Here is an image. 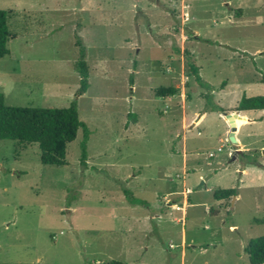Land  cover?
Returning a JSON list of instances; mask_svg holds the SVG:
<instances>
[{
	"label": "rangeland",
	"instance_id": "rangeland-1",
	"mask_svg": "<svg viewBox=\"0 0 264 264\" xmlns=\"http://www.w3.org/2000/svg\"><path fill=\"white\" fill-rule=\"evenodd\" d=\"M0 10L13 36L0 58L6 105L76 101L90 130L86 165L82 129L62 166L43 164L36 143L0 140V264H251L244 248L264 236V110L235 118L250 123L236 145L213 105L239 113L243 94L264 95V0H0ZM76 34L90 71L81 96ZM226 188L238 195L216 200Z\"/></svg>",
	"mask_w": 264,
	"mask_h": 264
},
{
	"label": "trees",
	"instance_id": "trees-1",
	"mask_svg": "<svg viewBox=\"0 0 264 264\" xmlns=\"http://www.w3.org/2000/svg\"><path fill=\"white\" fill-rule=\"evenodd\" d=\"M9 18V11L0 10V58L10 53L8 43L13 36L9 29ZM76 40L79 48V59L75 61L74 69L80 76V86L76 95L81 96L89 87L90 71L85 60V46L78 34H76ZM185 56L190 73L195 76L197 83L206 88H211L209 84L202 80L198 72L199 66L192 59V55L186 52ZM225 84L222 83L221 86ZM168 92L173 93L171 89L162 88L159 95L163 96ZM206 98L208 106L211 97L207 96ZM213 108L226 113V110L221 106L213 105ZM234 110H264V95L246 96L243 94ZM128 116L133 122H137L135 113H130ZM79 129L83 130L81 159L82 164L86 165V149L90 130L86 123L79 118L76 101H73L68 107L62 108L16 107L6 105L4 94L0 92V140L8 139L22 143L38 144L40 160L45 165L62 166L67 164V147L76 139ZM237 195V188L217 189L213 193L216 200L229 199ZM124 196L131 204L143 206L147 204L145 200L136 197L129 190L124 191ZM259 222L264 223V218ZM244 251L249 256L251 264H264V236L251 239L245 246ZM109 264L126 263L113 260Z\"/></svg>",
	"mask_w": 264,
	"mask_h": 264
},
{
	"label": "water",
	"instance_id": "water-1",
	"mask_svg": "<svg viewBox=\"0 0 264 264\" xmlns=\"http://www.w3.org/2000/svg\"><path fill=\"white\" fill-rule=\"evenodd\" d=\"M223 115L225 116V118L227 119V121L230 125L229 139L233 143H236L237 139L235 137V133H236L238 128H237L236 123H235V118L239 115L237 113H224ZM235 197L236 196H233L232 198H235Z\"/></svg>",
	"mask_w": 264,
	"mask_h": 264
},
{
	"label": "crops",
	"instance_id": "crops-1",
	"mask_svg": "<svg viewBox=\"0 0 264 264\" xmlns=\"http://www.w3.org/2000/svg\"><path fill=\"white\" fill-rule=\"evenodd\" d=\"M248 111H250V110H247V111H239V113H237V114H238V115H242V116L247 117V118L249 119L250 123H251V122H253V118L248 117V115H247V114H249ZM205 113H206V112H203V114H200V115L198 116V119H197V121H195V124H198V123L200 122V120L204 117ZM225 119H226V118H225ZM226 120H227V119H226ZM227 122H228V121H227ZM250 123L245 124V125H243L242 127L247 126V125H249ZM242 127H240L239 129H237V131H236V133H235V137H236V139H237L236 145H240V144H241V139H239V137L237 136V134H238V132L240 131V129H241ZM229 133H230V132H229ZM241 173H242V174H245V173H246V170H245V169H242V172H241ZM186 202H187V201H186ZM188 205H189V204H188ZM186 207H187V205L183 207V211L186 210Z\"/></svg>",
	"mask_w": 264,
	"mask_h": 264
},
{
	"label": "built area",
	"instance_id": "built-area-1",
	"mask_svg": "<svg viewBox=\"0 0 264 264\" xmlns=\"http://www.w3.org/2000/svg\"><path fill=\"white\" fill-rule=\"evenodd\" d=\"M210 155L212 156V153Z\"/></svg>",
	"mask_w": 264,
	"mask_h": 264
}]
</instances>
